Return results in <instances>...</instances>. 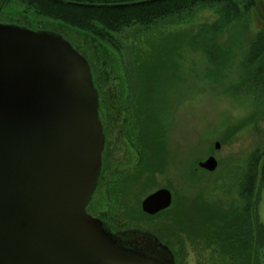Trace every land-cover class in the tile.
Returning <instances> with one entry per match:
<instances>
[{
	"label": "rangeland",
	"instance_id": "obj_1",
	"mask_svg": "<svg viewBox=\"0 0 264 264\" xmlns=\"http://www.w3.org/2000/svg\"><path fill=\"white\" fill-rule=\"evenodd\" d=\"M255 6L208 43L203 34L221 22L211 8L128 30L119 35V51L118 37L114 48L40 19L16 0H0V23L57 32L90 61L106 147L88 210L121 243L135 239L143 248L158 239L175 264H221L214 248L198 240L208 220L199 208L210 198L236 213L250 206L264 224V51L250 61L251 46L264 35V0ZM210 157L219 162L215 173L199 166ZM249 166L256 168L252 197L237 186L222 199L211 196L219 178L229 181ZM159 189L172 192L171 207L144 213L143 200Z\"/></svg>",
	"mask_w": 264,
	"mask_h": 264
},
{
	"label": "water",
	"instance_id": "obj_2",
	"mask_svg": "<svg viewBox=\"0 0 264 264\" xmlns=\"http://www.w3.org/2000/svg\"><path fill=\"white\" fill-rule=\"evenodd\" d=\"M99 106L90 62L61 34L0 24V264H175L135 255L87 212L106 146ZM173 200L159 189L142 211Z\"/></svg>",
	"mask_w": 264,
	"mask_h": 264
},
{
	"label": "trees",
	"instance_id": "obj_3",
	"mask_svg": "<svg viewBox=\"0 0 264 264\" xmlns=\"http://www.w3.org/2000/svg\"><path fill=\"white\" fill-rule=\"evenodd\" d=\"M16 1L40 19L57 21L66 27L83 31L101 42L105 41L114 48L117 47L116 38L118 37L119 51L122 49L119 35L128 30L178 21L198 12V10L211 8L218 11L221 22L210 27L208 33L203 34L204 41L208 43L212 40V35L221 32L224 27L234 21L241 20L247 12L256 7V0H162L150 3H145L150 0ZM139 2H144V4H138ZM126 4L138 5L115 9L81 6ZM263 51L264 35H259L251 46L250 61H256ZM255 170L256 168L249 166L247 170H235L229 181L225 177L219 178L216 183L217 187L211 191V196L217 195L222 199L226 197L225 195L234 194L233 188L237 186L240 195L252 197L256 192ZM214 202V199L210 198L205 206L199 208V211L208 217V220L203 226L205 233L198 240L206 243V246L214 248V252L219 254L221 264H261L262 252H264V224L259 218L258 210L253 211L248 206L246 210L236 213L235 206L231 205L230 210L227 208H221L223 209L221 210L214 205ZM206 207H210V209L205 210ZM257 209H259L258 205ZM215 217L218 218L219 223L213 221Z\"/></svg>",
	"mask_w": 264,
	"mask_h": 264
},
{
	"label": "flooded vegetation",
	"instance_id": "obj_4",
	"mask_svg": "<svg viewBox=\"0 0 264 264\" xmlns=\"http://www.w3.org/2000/svg\"><path fill=\"white\" fill-rule=\"evenodd\" d=\"M3 24V23H0ZM8 25V24H7ZM15 25V24H13ZM18 26V25H17ZM21 26V25H20ZM24 27V26H23ZM27 28V27H26ZM100 179V178H99ZM99 183V182H98ZM97 189V188H96ZM96 191V190H95ZM96 193V192H95ZM95 195V194H94ZM94 197V196H93ZM93 199V198H92ZM92 201V200H91ZM91 204V202H90ZM90 207V205L88 206V208ZM87 212L90 214L89 210L87 209ZM91 215V214H90ZM93 216V215H92ZM94 217V216H93ZM96 218V217H94ZM98 219V218H96ZM101 220V219H99ZM102 221V220H101ZM103 222V221H102ZM104 224V223H103ZM106 229V228H105ZM110 234V233H109ZM114 237V236H113ZM115 238V237H114ZM117 242L124 248L131 250L135 255L136 253H139L145 257H150L154 260H157L158 262H163V263H169L173 258L175 260L174 257V253L172 252V250L170 249V247L162 244L161 242L158 241V239H154V241L152 242V244H149V246L143 247H136L135 245V239H133L130 243H121V241L116 238Z\"/></svg>",
	"mask_w": 264,
	"mask_h": 264
}]
</instances>
